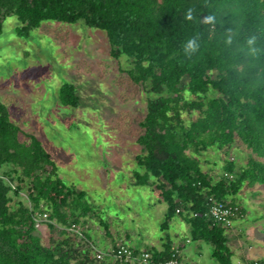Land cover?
<instances>
[{
  "label": "trees",
  "instance_id": "trees-1",
  "mask_svg": "<svg viewBox=\"0 0 264 264\" xmlns=\"http://www.w3.org/2000/svg\"><path fill=\"white\" fill-rule=\"evenodd\" d=\"M9 14L21 37L46 20H82L106 33L112 57L127 55L129 77L147 93L135 155L143 172H133L134 184L159 191L166 205L161 227L173 214L182 215L191 238L208 243L217 264H231L229 227L213 225L204 210L211 198L237 205L244 216L233 198L246 185L264 184V0H0V34ZM190 39L198 45L191 55L184 51ZM58 99L79 106L75 84L64 81ZM19 133L0 100V168L11 164L6 178L0 176V264H109L108 257L95 258L83 231L87 217H94L85 192L59 178L41 140L24 132L21 140ZM231 147L245 151V165L236 167L227 157ZM208 148L223 151L216 178L201 164ZM24 189L29 204L19 199ZM43 212L47 227L61 236L49 245L35 234V218ZM72 224L84 227L72 231ZM79 232L82 242L72 243ZM172 247L166 241L144 248L164 260Z\"/></svg>",
  "mask_w": 264,
  "mask_h": 264
},
{
  "label": "rangeland",
  "instance_id": "rangeland-1",
  "mask_svg": "<svg viewBox=\"0 0 264 264\" xmlns=\"http://www.w3.org/2000/svg\"><path fill=\"white\" fill-rule=\"evenodd\" d=\"M16 21L13 14L7 15L0 34V100L20 127L19 138L26 139L24 133L35 135L55 161L59 178L85 192L94 217H87L83 231L94 250L110 248L98 222L102 221L113 237L118 235L130 247L158 249L167 241L180 246L186 264H217L210 245L191 238L182 215L173 214L167 227H161L166 205L157 189L134 184L133 172H143L135 155L140 152L136 138L142 131L147 93L144 85L129 77L127 55L112 57L106 33L82 20H46L26 37L17 36ZM64 81L75 84L79 106L59 101ZM222 152L208 148L201 157L203 169L214 178L223 172ZM244 152L231 147L226 156L238 167L247 163ZM10 168L4 164L0 176L5 179L3 172ZM18 196L29 204L25 189ZM233 199L245 214L226 232L234 254L231 264H264V184L246 185ZM36 227L35 234L45 245L61 238L45 222ZM81 238L79 232L71 242H82Z\"/></svg>",
  "mask_w": 264,
  "mask_h": 264
},
{
  "label": "built area",
  "instance_id": "built-area-1",
  "mask_svg": "<svg viewBox=\"0 0 264 264\" xmlns=\"http://www.w3.org/2000/svg\"><path fill=\"white\" fill-rule=\"evenodd\" d=\"M181 210L177 207L175 211ZM195 214V212H192ZM239 208L231 202H217L210 198L205 202L204 215L207 216L213 225L231 227L233 222L239 218ZM35 218V226L49 221L47 212L38 213ZM68 229L77 231L72 224ZM94 256L97 260L108 257L109 264H183L180 259V246L172 247L170 257L164 260H156L151 251L146 248H139L126 245L121 237H117L108 250H94Z\"/></svg>",
  "mask_w": 264,
  "mask_h": 264
},
{
  "label": "clouds",
  "instance_id": "clouds-1",
  "mask_svg": "<svg viewBox=\"0 0 264 264\" xmlns=\"http://www.w3.org/2000/svg\"><path fill=\"white\" fill-rule=\"evenodd\" d=\"M188 18L191 19L192 18V14L191 11H189L188 13ZM213 19L212 16H208L206 17V20L211 21ZM198 45L196 43L195 39H190L187 41V43L184 45V51L186 54L191 55L192 53H194L197 49Z\"/></svg>",
  "mask_w": 264,
  "mask_h": 264
},
{
  "label": "crops",
  "instance_id": "crops-1",
  "mask_svg": "<svg viewBox=\"0 0 264 264\" xmlns=\"http://www.w3.org/2000/svg\"><path fill=\"white\" fill-rule=\"evenodd\" d=\"M109 229V228H108ZM103 234H104V236H105V239H106V241H107V243L111 246L112 244H113V242L115 241V238H117V236L118 235H116L115 237H113V235L111 234V232L110 231H108V232H106L105 231V229L103 228ZM161 246H162V244H161ZM161 248V247H160ZM234 255V254H233ZM232 255V256H233ZM180 259H181V261H182V257H181V255H180ZM183 262V261H182ZM249 262V261H248ZM183 264H186V263H184L183 262ZM193 264H196L194 261H193Z\"/></svg>",
  "mask_w": 264,
  "mask_h": 264
}]
</instances>
